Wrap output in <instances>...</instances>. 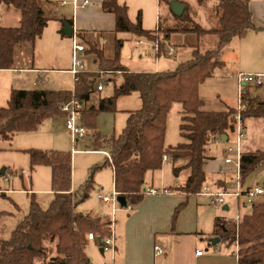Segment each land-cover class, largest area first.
Wrapping results in <instances>:
<instances>
[{
	"label": "trees",
	"instance_id": "16d2710c",
	"mask_svg": "<svg viewBox=\"0 0 264 264\" xmlns=\"http://www.w3.org/2000/svg\"><path fill=\"white\" fill-rule=\"evenodd\" d=\"M41 1L0 0V5L14 7L21 13L18 26H0V68H9L14 64L16 45L34 42L41 37L48 24ZM102 7L116 15V32H130L157 42V56L164 54L163 40L174 31L194 32L199 36L214 34L216 46L206 51L195 47L192 58L180 62L174 70L134 72L121 63L124 40L118 38L113 57H107L102 49L90 45L88 52L95 54L97 69L80 72L73 89H12L8 106L0 107V138L11 139L18 132L34 130L51 116L66 118L62 105L74 98L82 104L88 103L102 72L112 73L105 83H114L113 95L99 97L97 105L79 110L82 124L95 130L98 113L116 112L117 98L122 95L138 92L142 105L129 111L126 125L118 135L108 137L98 130L93 132V146L95 150L104 149L107 152L106 161L93 167L91 177L79 190L73 191L71 186L70 152L28 150L31 169L39 164L51 166L54 194L49 207L43 209L32 193L27 215L18 222L8 239L0 238V264H93L86 251L90 240L88 234L93 233L94 240L102 245V239L111 235L113 224L108 215L96 216L76 209L87 198L95 171L111 166L115 190L126 198L128 205H136L144 198L146 173L161 169L166 154L173 162L186 161L184 166L174 165L172 171L178 176L183 168H189L186 182L177 187L189 197L199 194L204 188L208 144L235 131L238 108L230 107L222 111L202 109L199 87L213 75L215 69L225 64L222 59L224 47L246 29L258 28L252 19L250 0H216L218 26L210 29L195 22L187 9L181 16H176L178 27L152 31L143 28L140 16L136 23L132 22L127 6L118 0H103ZM118 73L119 84L115 81ZM175 102L182 105L180 129L187 141L166 146L167 117ZM241 104L244 127L246 119L264 117L263 97L243 95ZM261 166H264V149L242 152L241 183L244 184ZM185 206L186 202H183L176 207L173 223ZM251 206V212L245 214L238 224L220 218L215 223L214 235L228 245L238 246L237 264H264V195Z\"/></svg>",
	"mask_w": 264,
	"mask_h": 264
},
{
	"label": "crops",
	"instance_id": "0c3cea01",
	"mask_svg": "<svg viewBox=\"0 0 264 264\" xmlns=\"http://www.w3.org/2000/svg\"><path fill=\"white\" fill-rule=\"evenodd\" d=\"M178 1L184 4L185 10L187 9L192 19L203 28L210 29L218 26V17L215 11L216 0ZM102 2L103 0L41 1V6L48 17V24L41 37L36 41H26L15 46L14 64L11 67L0 68V107L8 106L13 88L73 89L75 78L73 86H69L71 84H67L68 80H65V77L61 75L69 74L71 78L73 75L70 69L73 61L74 35L85 46V51L81 53L82 57L89 62L92 61L95 65L93 68L86 67L87 70L91 71L97 69V62L95 54L88 52L90 45L102 49L107 57H113L115 42L118 38L124 40L120 55L124 63L127 60L129 49L131 51H138L141 58L143 54L155 56L154 63H150L145 68L131 69L127 67L130 71L134 72L171 70L180 62L191 59L195 47H198L201 51H206L216 46L217 38L212 39V44H209V46H202L207 35L214 34L199 36L194 32L174 31L168 39L163 40L165 46L164 54L157 56V51L153 47L154 44L148 39L138 37L130 32H116V15L113 12L105 11L102 7ZM118 2L127 6L128 16L132 22L136 23L138 17H141L144 29L156 31L158 29H173L179 26V21L176 18L178 15L172 10L171 4L165 0H118ZM196 6H207L208 10H210L208 18L214 23L211 27H207L197 20L195 14L197 11ZM250 10L253 22L258 28L246 29L239 37L232 39L224 47L222 57L230 44H233L231 42L239 44L244 36L250 34L247 33L249 30L264 31V0H250ZM20 19L21 13L18 9L0 5V26H18ZM66 23L72 26V34L66 33ZM70 38H72V41ZM242 47L241 51L243 53L248 52L249 54H253L259 48V46L253 43L252 39L251 41H246ZM177 51L179 52L177 56L179 60L178 62L175 61L174 64L170 60ZM254 60L258 59L254 58ZM120 82V75H118L116 83L119 84ZM110 83L113 84L114 88V83ZM92 99L93 97L91 96L88 102L89 105H95L92 104ZM85 104L87 103L83 105ZM245 128L248 129L247 119L245 121ZM226 137V141H228L230 135ZM207 155L208 159L205 161L204 171L206 179L208 173L212 175V178L207 181L203 189L204 191L202 190L199 194L187 197L184 192L177 189V187L186 182L190 175L189 168H183L178 176H174L175 178L172 181H167L162 166L161 169L155 170L158 173L155 174V171H148L145 175L144 190L153 187L159 190L158 193H145L142 201L136 205H128L130 208L127 206L122 207L120 203L112 205V216H108L113 221L114 248L105 250L94 239H90L87 244L89 245L94 242L99 246V252L102 255L108 254L107 259H103L102 264H229L227 255L209 251V248L215 249L217 244L222 242L221 238L216 244H213L209 238L217 236L214 235L217 218L227 221L232 220L227 219L217 209L209 206V204H216L211 203L207 192L227 191L233 184V176L235 171L237 172V169L224 163L222 164L208 151ZM165 161H170V158ZM178 162V166L186 164L185 160H179ZM111 170L114 186V170L112 167ZM183 172H187V174L181 179L180 175ZM5 173L4 169L3 174ZM10 179L11 177L8 178V181ZM256 186L260 185L251 184L246 187ZM202 196L205 197L206 205L200 199ZM260 197L261 195L257 196L256 199ZM239 198H237L238 204ZM183 202H186V206L180 211L175 223H173L175 209ZM102 204V207L110 205ZM230 208V203L226 200L225 204H223V209L229 210ZM247 208L245 204L241 217L251 212L252 206H249V210ZM207 241H209V245L206 243ZM202 246L207 247L205 248L206 251L201 250L202 254L198 255L197 251ZM88 256L92 261L96 258V255L93 253L88 254ZM230 264H237V256L236 261L231 260Z\"/></svg>",
	"mask_w": 264,
	"mask_h": 264
},
{
	"label": "rangeland",
	"instance_id": "374dc122",
	"mask_svg": "<svg viewBox=\"0 0 264 264\" xmlns=\"http://www.w3.org/2000/svg\"><path fill=\"white\" fill-rule=\"evenodd\" d=\"M197 7L196 18L203 25L211 27L214 23L208 18V10L206 7ZM207 20V21H206ZM250 34L244 36L239 44L231 42L227 48L222 59L225 64L222 67L215 69L213 75L205 79L199 87V96L203 101L202 109L209 111H222L230 107L238 108L240 105V89L237 81L239 72L241 73H263L264 72V31L249 30ZM163 37V35H162ZM247 37V38H246ZM215 35H207L206 40L203 41L202 46L207 47L211 40L215 39ZM253 41L255 45L259 46L258 50L253 54L241 51L242 45L246 41ZM72 41V38H70ZM134 43V41H132ZM131 43V44H132ZM130 44V45H131ZM215 44V43H214ZM129 45V46H130ZM212 46V45H211ZM181 53V52H180ZM177 51L170 61L178 62ZM154 55L143 54L142 58L138 51H128V57L125 63H121L131 69L145 68V66L155 61ZM260 57V58H258ZM80 58L87 68H93L95 65L92 61H88L82 54ZM257 58L258 60H254ZM86 62V63H85ZM172 63V65H174ZM177 67V66H176ZM173 67L174 70L176 68ZM119 73L116 78H118ZM68 80L67 84L73 86L74 74L72 78L69 74L61 75ZM112 77V73L102 72L99 76L98 84L104 83L102 91L96 90L92 94V104L97 105L99 97H109L113 95L114 88L112 83H105L106 80ZM116 81V80H115ZM263 90L261 88L255 89L253 87H246V94L251 96L259 95L262 97ZM245 94V95H246ZM117 111H102L96 117V129L102 135L111 137L118 135L126 125V120L129 111L137 110L141 107L142 101L138 92L132 94L122 95L116 101ZM89 103L82 105L88 107ZM182 106L179 102H175L167 117V128L165 135L166 146H175L178 143L186 142L187 140L181 135L180 125L182 121ZM81 118L79 114L76 116V123L80 124ZM65 117L51 116L42 121L38 128L29 131H21L15 134L12 140L0 138V238L8 239L12 231L17 226L18 222L24 218L30 210L32 193L35 199L43 209H47L53 198L52 195V170L51 166L47 164H39L33 170L30 168V149L41 150H60L70 152L72 157V189L79 190L91 177L92 169L97 164H103L106 161L107 152L102 150H95L93 146V128L87 127V135L84 139L74 140L69 131L66 129ZM248 129L244 128L245 137L241 140L240 152L252 151L256 149H264V118L247 119ZM230 139L226 142L211 141L207 148L208 153L215 156L222 164L236 168L238 162V155L235 151L237 146V135L232 132L229 133ZM234 148L233 152H228V147ZM210 151V152H209ZM230 157L234 160L233 163L227 164L225 159ZM179 165V162L164 161L163 169L167 181H172L175 177L172 173V167ZM5 169V174L1 171ZM158 173L157 171L154 172ZM187 172H183L181 179L186 176ZM11 179L8 181V178ZM234 180L231 187L227 191L232 192L237 187L238 174L235 171ZM165 178V179H166ZM212 175L208 173L205 181H209ZM156 181V178H155ZM204 184V186H205ZM260 185L264 187V166L259 167L252 173L242 184V188H247V185ZM204 189V188H203ZM101 191L104 195L112 196L114 192L113 177L111 166L107 165L97 170L93 174L92 187L88 193L87 198L77 205L78 211L90 212L96 216H112V205L102 207V201L97 197L98 192ZM204 191V190H203ZM202 203L206 205L205 197H200ZM256 197L253 199L255 200ZM226 200L230 203L231 208L224 210L223 205L209 206L218 210L224 217L229 220L237 221L241 217L244 205L248 207L251 205L249 198L242 195L238 199L236 197L228 196ZM208 203V202H207ZM115 205V204H114ZM120 209V207H118ZM123 209V208H121ZM207 244L209 241L206 242ZM209 245V244H208ZM207 247H200V250L206 251ZM210 252L223 253L227 255V261L230 264L231 260L236 261L237 245H228L225 242L217 244L215 249L209 248ZM87 253L95 254L96 258L93 264H102L103 259H107L108 254L102 255L99 252V246L94 242L87 245ZM102 258V259H101ZM101 259V260H100Z\"/></svg>",
	"mask_w": 264,
	"mask_h": 264
},
{
	"label": "built area",
	"instance_id": "2783aa9c",
	"mask_svg": "<svg viewBox=\"0 0 264 264\" xmlns=\"http://www.w3.org/2000/svg\"><path fill=\"white\" fill-rule=\"evenodd\" d=\"M154 44V49L157 51L158 50V43L157 42H152ZM85 51V46L78 41V37L74 35V42H73V61H72V67L70 71L74 74L75 80L78 79V74L82 71L87 70L86 67L84 66L80 54ZM239 89H240V94L241 96L246 94V87L251 86L255 89L261 88L263 90L262 92V97L264 98V73H239L237 77ZM104 88V83L100 82L97 86V89L100 91ZM247 95V94H246ZM82 102L79 101L78 99L74 98L72 99L69 103L62 105V110L67 113L66 116V129L69 131L71 136L73 137L74 140H79V139H84L87 135V127L80 123H76V116L79 114V110L82 107ZM241 97H240V105L238 106L237 113L235 114V131L237 135V146H236V153L238 155V162H237V187L234 191L229 192V191H217V192H207V195L210 197V201L212 204H220L223 205L226 202V198L228 196H234V197H241L243 194L246 195L249 198V202L252 205V203L255 201L253 200L255 197L264 195V187L261 186H256V187H249L246 189L242 188V183H241V172H240V157L242 152H240L241 148V140L245 137V132H244V123L242 121L241 117ZM216 142H221L222 139L218 138L215 140ZM234 148L229 146L228 147V152H233ZM164 160L168 159V156L165 154L163 157ZM225 162L227 164H231L234 162V160L230 157H227L225 159ZM166 191V190H165ZM159 190L155 189L153 187H150L145 190V193H158ZM119 193L114 189V192L112 193V196L109 195H104L103 193L99 192L98 193V198L105 204H119L117 197ZM127 207H129L127 205ZM130 208V207H129ZM243 217L238 218L236 222L237 224L240 223ZM88 237L90 239H94L95 235L93 233H89ZM115 240L114 236L111 233L110 236L105 237L102 239V247L105 250H110L114 248ZM238 250V246H237ZM198 255L202 254L201 250L197 251Z\"/></svg>",
	"mask_w": 264,
	"mask_h": 264
},
{
	"label": "water",
	"instance_id": "95a60500",
	"mask_svg": "<svg viewBox=\"0 0 264 264\" xmlns=\"http://www.w3.org/2000/svg\"><path fill=\"white\" fill-rule=\"evenodd\" d=\"M170 4H171V7H172V10L174 11V13L176 15L181 16L184 13L185 6H184V4L179 2L178 0H171ZM65 31H66V33L72 34V31H73L72 26L70 24L66 23ZM226 136H227L226 134H224L222 136V141L223 142L226 141V138H227ZM1 172L3 173L4 169ZM117 200L120 203V206H122V207H126L128 205L126 198L124 196H122V195H118ZM98 240L101 241L100 239H98ZM209 240L213 244H216L217 242L220 241V237H218V236L210 237ZM63 264H66V263H63Z\"/></svg>",
	"mask_w": 264,
	"mask_h": 264
}]
</instances>
